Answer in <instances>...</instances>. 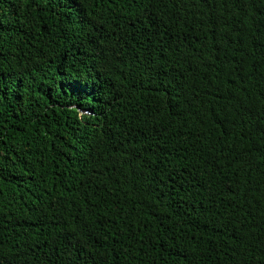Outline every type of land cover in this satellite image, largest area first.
Returning <instances> with one entry per match:
<instances>
[{
  "label": "trees",
  "instance_id": "1",
  "mask_svg": "<svg viewBox=\"0 0 264 264\" xmlns=\"http://www.w3.org/2000/svg\"><path fill=\"white\" fill-rule=\"evenodd\" d=\"M0 264H264V0H0Z\"/></svg>",
  "mask_w": 264,
  "mask_h": 264
}]
</instances>
